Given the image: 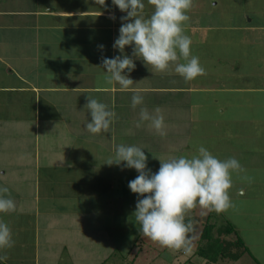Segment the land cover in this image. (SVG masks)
<instances>
[{
	"label": "crops",
	"instance_id": "0c3cea01",
	"mask_svg": "<svg viewBox=\"0 0 264 264\" xmlns=\"http://www.w3.org/2000/svg\"><path fill=\"white\" fill-rule=\"evenodd\" d=\"M143 2L148 17L154 8ZM208 13L201 14V0H193L187 13L191 54L206 74L185 81L175 65L161 73L133 57L134 45L123 53L113 48L127 13L112 0L104 6L96 0H0V188L7 187L16 204L14 212L0 213L15 241L0 249V258L23 264L26 256L41 264L42 245L47 249L42 264H54L50 247L85 249L88 231L113 233L114 215L136 200L128 184L137 171L125 168L126 162L107 164L120 144L141 147L155 173L156 157L182 156L191 142L209 143L215 136L220 159L226 154L239 159L240 146L231 139L249 134L257 151L242 161L256 177L258 163L264 166V24L247 9L237 24ZM117 55L132 57L136 65L130 73L125 70L144 97L136 109L132 91L103 79L102 57ZM87 97L115 111L107 133L87 131ZM141 107L162 110L166 136L156 134L149 122L135 126ZM223 120L227 132L218 136ZM198 133L200 139L192 141Z\"/></svg>",
	"mask_w": 264,
	"mask_h": 264
},
{
	"label": "clouds",
	"instance_id": "9594fccd",
	"mask_svg": "<svg viewBox=\"0 0 264 264\" xmlns=\"http://www.w3.org/2000/svg\"><path fill=\"white\" fill-rule=\"evenodd\" d=\"M96 3L104 6L105 0H96ZM112 3L127 13L120 18L122 24L113 48L123 53L125 46L134 45L133 57L142 58L147 66L161 73L175 65L174 71L185 81L206 74L199 57L191 54L192 40L185 33V25L190 19L187 13L193 6V0H147L154 8L148 17L144 15L143 0H112ZM110 18L115 20L114 15ZM99 48L103 49L104 45H99ZM135 66L133 58L127 55L102 57L105 83L118 84L122 92L132 91L133 109L144 102L140 90L132 88L134 81L125 74V70L130 73ZM86 107L91 117L85 126L87 131L91 134L107 133L117 118L115 111L89 97ZM144 122H149V127L159 136L167 135L165 117L159 107L154 112L141 107L135 126L139 128ZM156 158L160 160V167L152 173L147 166L148 157L141 147L120 144L116 146L114 158H110L107 164L126 162L123 164L125 168H134L138 172L128 187L139 197L134 215L143 236L161 247L190 254L192 240L189 233L193 226L191 222H185L187 214L198 206L217 214L234 207L230 198L233 173L239 175L246 170L236 158L221 160L203 146L190 157ZM241 178L252 182L247 175ZM15 210L16 204L9 189L0 188V213ZM14 243L10 227L0 221V249L11 248Z\"/></svg>",
	"mask_w": 264,
	"mask_h": 264
},
{
	"label": "rangeland",
	"instance_id": "374dc122",
	"mask_svg": "<svg viewBox=\"0 0 264 264\" xmlns=\"http://www.w3.org/2000/svg\"><path fill=\"white\" fill-rule=\"evenodd\" d=\"M201 0V14L208 11V15L216 14L218 12V20L221 23H229V19H232V24L241 23L240 11L247 9L249 14L254 15L251 18L257 20L264 24V0ZM210 1V2H209ZM212 1V2H211ZM211 4H216V6H211ZM244 8V9H243ZM216 11V12H214ZM214 12V13H211ZM255 14L257 17H255ZM262 14V17L260 15ZM205 22L210 21V17L201 18ZM207 19V20H206ZM218 127L219 136L220 134H225L227 129L225 126L228 124L223 120ZM207 130V129H205ZM204 130V131H205ZM221 130V132H220ZM203 131V133H204ZM215 133V132H214ZM196 134V133H194ZM232 142L240 146V157L236 159L240 162L246 172L239 175L233 173V186L230 189V198L233 202L234 207L229 208L227 211L217 214L215 211H208L206 209H201L199 206L191 210L186 218L185 222H191L193 226L192 232L189 233V238L192 240V252L190 254H185L183 251L170 250L165 247H161L158 243H155L144 237L139 231L140 225L135 221L134 212L136 210V203L138 194L136 195V200L127 202L126 207L118 212L119 216L114 215V229L113 233H103L102 230H91L88 231L91 241H84L87 248H81L76 250L74 247H67L65 249L62 247H50L49 251H54V264H212L206 263L204 256L200 253H195L197 246H199L201 238V233L204 226L207 225L208 237L211 239H219L224 241V248H222L225 254L229 252L237 251V247L232 245L235 238L240 237L246 246L248 251L242 254L238 260H230L227 256H220L218 264H264V198L261 195L264 192V185L261 184L264 181V166L258 163V168L255 171V176L250 170L247 163V159H251L253 152L257 151V147L254 146L253 142L256 143L255 137L248 134V137L241 134H233ZM192 141L200 139L198 136H190ZM215 140L212 139L209 143L203 144L201 142H191L189 147L184 150L182 156L190 157L197 154L198 148L200 146L208 149L214 156L219 159L222 158V153L220 150L222 147H217ZM239 149V148H238ZM226 154V150H223ZM245 151V152H244ZM245 154L247 157L245 158ZM153 156H155L153 154ZM221 156V157H220ZM171 157H179L177 155H168L165 159ZM226 154L224 159H227ZM242 158V159H241ZM221 159V160H224ZM242 160H247L246 162ZM257 167V165H255ZM160 167V164H159ZM138 175V172H135ZM249 176L252 178V182L248 183L241 177ZM122 194L120 193V196ZM118 223V224H117ZM230 223L234 226L235 232L228 233L227 224ZM95 233V234H94ZM56 239L59 238L55 234ZM69 238V235H67ZM95 240V243H94ZM92 242V245L89 243ZM205 242V241H203ZM64 245V243H62ZM83 244V245H84ZM62 245V246H63ZM220 245L217 244V246ZM226 246V247H225ZM41 251V264L46 261L45 253L42 245L40 246ZM206 251L210 254L217 249L214 246V250L205 247ZM217 251V250H215ZM32 249H28L27 253H32ZM43 254V259H42ZM261 262V263H260ZM0 264H15V260H6L4 257L0 258ZM23 264H32L28 257H24ZM45 264H49L47 261Z\"/></svg>",
	"mask_w": 264,
	"mask_h": 264
},
{
	"label": "trees",
	"instance_id": "16d2710c",
	"mask_svg": "<svg viewBox=\"0 0 264 264\" xmlns=\"http://www.w3.org/2000/svg\"><path fill=\"white\" fill-rule=\"evenodd\" d=\"M207 225L204 226L202 233H201V238L199 239L200 243L199 246H197V250L195 253H200L201 256H204L206 259V263H212V264H218L219 263V259L220 256H227L230 260H238L242 254H244L245 252L248 251V247L246 246V244L244 243V241L238 237L235 238V240L232 242V245L235 244V246L237 247V251L235 252H229L227 254H225V252L222 250V248H224V241L217 239H211V237H208V230H207ZM235 228L232 224L228 223L227 224V230L226 232L228 233H237L235 232ZM205 241V242H203ZM217 246V244H219ZM214 246L217 247V251L214 250ZM205 247L211 248L210 250H214V252L212 254L208 253L205 249ZM226 247V246H225Z\"/></svg>",
	"mask_w": 264,
	"mask_h": 264
}]
</instances>
